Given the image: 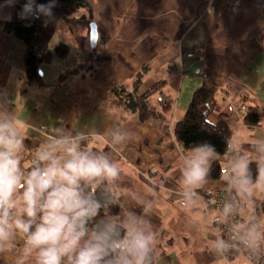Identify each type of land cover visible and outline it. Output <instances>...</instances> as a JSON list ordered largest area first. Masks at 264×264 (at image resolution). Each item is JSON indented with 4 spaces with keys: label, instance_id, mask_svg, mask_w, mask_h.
<instances>
[{
    "label": "crops",
    "instance_id": "1",
    "mask_svg": "<svg viewBox=\"0 0 264 264\" xmlns=\"http://www.w3.org/2000/svg\"><path fill=\"white\" fill-rule=\"evenodd\" d=\"M87 8L62 19L50 41L51 49L69 46L66 58L55 56L40 66L42 84L27 82L26 44L6 34L0 25V90L7 89L8 110L15 117L24 147L21 167L30 163L28 150H39L64 129L84 133L82 147L105 151L121 168L110 184L123 220L129 211L143 214L155 234L152 264H250L244 257L225 259L215 254L213 221L218 210L212 192L225 188L236 196L238 211L257 220L264 230V117L259 125L245 121L246 106L264 113V0H87ZM91 16L97 39L77 18ZM14 19L11 1H0V24ZM105 58L107 60H105ZM149 70L139 87L158 110L166 102L165 119L146 121L118 99L130 91L134 76ZM213 91L220 109L208 120L226 121L231 128L229 154L210 157L222 164L219 180L205 179L188 188L183 183V161L188 150L173 134L195 91ZM115 129L126 134L115 144ZM241 157L259 162L262 174L241 193L225 173ZM147 207L148 211L143 212ZM17 236L11 253L0 264H15L25 247ZM35 264V254L26 260Z\"/></svg>",
    "mask_w": 264,
    "mask_h": 264
},
{
    "label": "clouds",
    "instance_id": "2",
    "mask_svg": "<svg viewBox=\"0 0 264 264\" xmlns=\"http://www.w3.org/2000/svg\"><path fill=\"white\" fill-rule=\"evenodd\" d=\"M53 5L55 0H27L20 18L32 14L38 19L40 13L50 17ZM9 102L7 89L0 90V256L11 253L17 236H23L25 247L15 264H26L33 254L35 264H152L155 234L143 214L129 211L123 220L106 218L89 227L111 203H102L95 189L119 179L118 163L105 151L82 147L86 134L61 129L22 168L24 137ZM111 139L122 144L126 134L115 129ZM214 155L207 143L188 150L182 169L185 186L205 181ZM250 163L241 157L225 173L241 193L250 194ZM230 210L226 206V213Z\"/></svg>",
    "mask_w": 264,
    "mask_h": 264
},
{
    "label": "trees",
    "instance_id": "3",
    "mask_svg": "<svg viewBox=\"0 0 264 264\" xmlns=\"http://www.w3.org/2000/svg\"><path fill=\"white\" fill-rule=\"evenodd\" d=\"M11 1L14 5V19L1 22L2 30L13 37L19 38L26 44V52L24 55V66L26 69L27 82L30 85L42 84L40 75V66L50 63L55 56L66 58L69 54V46L61 43L54 49L50 47V41L56 31L59 22L68 17H75L76 13L87 8L91 12V8L87 0H55V5L50 9L52 15L40 13L39 18L29 14L27 18L21 19L20 13L22 6L27 0H0ZM36 3H51V0H36ZM77 21L84 23L88 31L91 32L90 24L91 16L82 15ZM105 60H107L105 58ZM149 70L145 65L134 76V84L130 91L122 87L118 91L119 100L125 103L133 111L139 113L140 119L146 121L151 116L165 119V114L171 109V104L166 102L162 109L158 110L149 102V95L159 90L162 82L156 83L150 90L139 95V87L143 83V79ZM220 109L218 100L213 91L207 88H201L195 91L191 103L184 115L173 127V134L177 141L186 149H190L198 144L207 143L214 147L215 154L223 156L229 154L231 149L232 131L226 121H220L217 124L211 123L209 116ZM264 113L259 110L258 106H246L245 121L250 125H259L262 123ZM262 174L261 163L251 162L249 164V176L251 182H256ZM223 176L222 164L218 160L214 161L207 179L219 180ZM96 197L104 203L110 200L107 206L102 207L99 215L90 222L89 227H93L95 223L106 219L119 217L121 208L115 202L116 193L110 184H102L95 189ZM156 255L152 252V262Z\"/></svg>",
    "mask_w": 264,
    "mask_h": 264
},
{
    "label": "built area",
    "instance_id": "4",
    "mask_svg": "<svg viewBox=\"0 0 264 264\" xmlns=\"http://www.w3.org/2000/svg\"><path fill=\"white\" fill-rule=\"evenodd\" d=\"M242 0H231L232 7L237 8ZM51 139L54 137L50 135ZM35 148L28 150L30 161ZM212 202L219 215L214 219L215 248L217 256L232 259L238 256L250 264H264V230L257 220H246L239 214L236 196L231 190L217 188L212 192ZM226 206L231 210L226 213ZM222 241L223 244L218 242Z\"/></svg>",
    "mask_w": 264,
    "mask_h": 264
},
{
    "label": "water",
    "instance_id": "5",
    "mask_svg": "<svg viewBox=\"0 0 264 264\" xmlns=\"http://www.w3.org/2000/svg\"><path fill=\"white\" fill-rule=\"evenodd\" d=\"M90 27H91V32H90L91 39L92 41H95L98 35L96 25L94 23H91Z\"/></svg>",
    "mask_w": 264,
    "mask_h": 264
},
{
    "label": "rangeland",
    "instance_id": "6",
    "mask_svg": "<svg viewBox=\"0 0 264 264\" xmlns=\"http://www.w3.org/2000/svg\"><path fill=\"white\" fill-rule=\"evenodd\" d=\"M50 139H51V137H50ZM218 215H219V213H218Z\"/></svg>",
    "mask_w": 264,
    "mask_h": 264
}]
</instances>
